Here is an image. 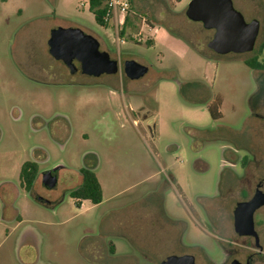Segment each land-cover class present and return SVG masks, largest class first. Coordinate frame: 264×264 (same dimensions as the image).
<instances>
[{"label":"rangeland","instance_id":"1","mask_svg":"<svg viewBox=\"0 0 264 264\" xmlns=\"http://www.w3.org/2000/svg\"><path fill=\"white\" fill-rule=\"evenodd\" d=\"M190 1L132 0L123 35V15L101 26L89 0L0 4V170H9L0 181H16L26 160L37 158L41 169L31 192L9 188L20 211L29 207L9 238L0 225V264H160L186 254L198 264L245 260L254 244L233 230L232 210L264 177V68L245 64H264V0H233L261 28L253 51L223 56L207 46L214 31L187 17ZM70 25L93 32L120 69L134 59L148 72L134 80L120 70L73 76L90 87L37 80L57 62L48 54L51 30ZM214 98L218 119L209 112ZM87 154L104 200L79 206L69 190L81 184ZM226 159L234 171L223 170ZM59 166L56 187L46 188L41 173ZM35 197L61 202L47 208ZM24 227L29 242L20 246ZM223 247L231 251L225 260ZM253 264H264V255Z\"/></svg>","mask_w":264,"mask_h":264},{"label":"water","instance_id":"2","mask_svg":"<svg viewBox=\"0 0 264 264\" xmlns=\"http://www.w3.org/2000/svg\"><path fill=\"white\" fill-rule=\"evenodd\" d=\"M187 17L202 22L205 29L214 30L208 47L218 54L246 53L254 49L260 30V21H247L244 15L235 8L233 0H191L186 9ZM50 52L56 59H62L71 66L72 58L82 62L83 71L88 74H113L119 70L118 60L112 59L108 51H100L99 40L81 28L58 27L52 31L49 40ZM124 71L130 79H139L148 72V66L134 59L124 62ZM152 119L149 120V123ZM150 129L155 124L149 125ZM43 172L42 183L46 188H54L58 176L53 171ZM44 202H48L47 200ZM264 204V195L257 194L249 201L238 203L234 212L235 231L241 236L253 235L256 245L260 246L259 236L254 228V212ZM160 264H198L190 254L169 256ZM230 264H250L233 259Z\"/></svg>","mask_w":264,"mask_h":264},{"label":"flooded vegetation","instance_id":"3","mask_svg":"<svg viewBox=\"0 0 264 264\" xmlns=\"http://www.w3.org/2000/svg\"><path fill=\"white\" fill-rule=\"evenodd\" d=\"M7 2H8V0H0V4L1 5H4V4H7ZM234 4V3H233ZM54 13L53 14H55V17H56V15H57V13H56V11H53ZM17 13L19 14V15H21L22 13H23V10L22 9H19L18 11H17ZM253 19H256V18H253ZM253 19H251V20H253ZM251 20H248V21H251ZM260 21V20H259ZM124 22H125V20H124ZM124 22L122 23V25L124 24ZM200 23H202V22H200ZM202 25H203V23H202ZM204 26V25H203ZM58 27H66V28H68V27H73V28H81V27H79V26H75V25H70V26H56L55 28H53L52 30H51V32H50V35H49V39H48V43H47V48H48V54H49V56L51 57V58H53L54 60H56L57 62L56 63H59L58 65L55 63V65H52V66H50L49 67V69H44V70H42L41 72H39V73H35V75H34V78H36L37 80H40V81H42V82H44V83H46V84H67V83H71V84H74V85H81V86H87V87H90L91 86V82H86V81H75V80H73V76L74 75H77V74H79V75H81V76H83V77H93V78H99V77H101L102 75H104V74H107V75H115V74H117V73H119L120 71H121V73H122V75H125V76H127L126 74H125V71H124V62H123V67H122V69H120L121 68V65H120V63H119V61H118V63H119V70L116 72V73H113V74H108V73H101V74H99V75H94V74H88V73H85L84 71H83V67H82V62L78 59V58H76V57H74V58H72V60H71V66H69L66 62H64L62 59H56L52 54H51V52H50V45H49V40H50V38H51V35H52V31L54 30V29H57ZM260 28H261V22H260ZM82 29V28H81ZM85 33H87V34H91V35H93L94 37H96L98 40H99V38L93 33V32H91V31H86V30H84V29H82ZM214 31V30H213ZM260 31V30H259ZM259 35V34H258ZM258 38V37H257ZM257 41V40H256ZM99 42H100V40H99ZM256 45V44H255ZM207 46H208V44H207ZM255 48V47H254ZM99 49H100V51H107V49H101V43H100V47H99ZM254 50V49H253ZM252 50V51H253ZM213 51V50H212ZM251 52V51H250ZM216 53V52H215ZM231 53H233V52H231ZM246 53H248V52H246ZM216 54H218V53H216ZM227 54H230V53H227ZM234 54H245V53H234ZM219 55H226V54H219ZM111 56V55H110ZM112 59H116V58H114V57H111ZM117 60V59H116ZM248 60H251V59H247V60H245V64L246 65H248L247 64V61ZM249 66V65H248ZM250 67V66H249ZM252 68V67H251ZM253 69V68H252ZM129 78V77H128ZM130 79V78H129ZM112 83V82H111ZM115 94V93H114ZM218 100L216 99V98H214L212 101H211V103H210V105L211 104H213L214 102H217ZM138 115L139 113L137 112V113H135V115ZM2 137V133H1V131H0V138ZM89 154H87L86 156H85V166L83 167V168H94V166L92 165L93 164V162H92V159H90V161H87L88 160V158H87V156H88ZM93 158L94 157H96V152H91V154H90ZM245 159H246V164L248 163V160L250 159V157L249 156H245ZM29 161H33V162H35L36 164H37V166H38V168H37V170H38V174L40 173V171H41V169L39 168V161H38V159L36 158V159H30V160H26V161H24V162H22L21 163V166H20V172H21V168L23 167V165L26 163V162H29ZM228 160L226 159L225 160V162H224V167H223V170H230V171H232L234 168H232L233 167V165H235L236 163H231V162H227ZM227 162V163H226ZM83 168H81V170H80V173H81V175H82V169ZM232 169V170H231ZM2 170V169H1ZM50 170H52V169H50ZM46 171H49V170H46ZM46 171H43V172H46ZM58 171V170H57ZM57 171H53V173L54 174H57ZM234 171V170H233ZM43 172L41 173V182H42V174H43ZM235 175H239L238 174V172H237V174H235ZM38 176V175H37ZM58 176V175H57ZM19 177H20V173H19ZM21 180V179H20ZM37 180V179H36ZM36 180H35V182H36ZM43 184V183H42ZM21 185H22V183H21ZM34 185H35V183H34ZM34 185H33V187H32V189L31 190H27L25 187H24V185H22L23 186V188H24V190L25 191H27V192H31L32 190H33V188H34ZM44 185V184H43ZM45 186V185H44ZM46 187V186H45ZM55 188V187H54ZM70 190H72V189H70ZM69 190V191H70ZM244 192L243 193H245V195H246V192H245V190H243ZM257 194H260V195H264V177L263 178H261V179H259L258 180V182L256 183V187H255V190H254V193H253V195L249 198V199H243V200H238V201H236V204H235V206H234V208H233V210H232V218H233V230L235 231V227H234V212H235V209H236V207H237V205H238V203H240V202H243V201H249V200H251L255 195H257ZM34 200L37 202V203H39V204H41V205H43V206H45V207H47V208H53V207H55L57 204H59L60 202H61V200H52V199H48V198H42V197H35L34 198ZM48 201V202H44V201ZM262 209H264V204H262L260 207H258L256 210H255V212H254V217H253V220H254V228H255V230L257 231V233H258V236H259V243H260V246H257L256 245V238H255V236H253V235H247V236H241V235H239L236 231H235V233L238 235V236H240V237H247V238H249V239H251V241H252V243L254 244L252 247H251V251H248L247 253H246V257H245V260L244 261H241V262H243V263H246L247 261H249L250 262V264H253L254 263V260L257 258V257H260V256H263L264 255V241H263V235H262V228H261V224L259 223L260 221H259V218H257L256 219V213L257 212H260V211H262ZM261 213V212H260ZM260 213H259V215H260ZM5 216H6V214H5V210H4V214H3V216L1 217V219H3V218H5ZM259 217V216H258ZM223 250H224V260H225V258H226V256L228 255V254H230V252L231 251H226V248L225 247H223ZM233 259H236V258H233ZM232 259V260H233ZM223 260V261H224ZM231 260V261H232ZM239 260V259H238ZM230 261V262H231ZM230 262H229V264H230ZM222 263V262H221ZM221 263H218V264H221Z\"/></svg>","mask_w":264,"mask_h":264},{"label":"trees","instance_id":"4","mask_svg":"<svg viewBox=\"0 0 264 264\" xmlns=\"http://www.w3.org/2000/svg\"><path fill=\"white\" fill-rule=\"evenodd\" d=\"M89 9L94 13L95 20L98 24L104 27H109L110 20H105L106 15V6L103 0H89ZM129 17H125L124 26L120 32L121 35L124 34L127 25H129ZM247 64L252 67L253 69H263L264 64L257 61V58H252L251 60L247 61ZM221 102L217 101L214 102L209 106V112L214 119H218L222 117V112L220 110ZM38 166L35 162L29 161L26 162L23 167L21 168L20 172V179L22 185L27 190H31L35 180L37 179L38 175ZM69 194L72 198L82 200L88 199L94 204L101 203L103 200V191L101 183L94 172L93 168H83L82 169V182L81 184L69 191Z\"/></svg>","mask_w":264,"mask_h":264},{"label":"crops","instance_id":"5","mask_svg":"<svg viewBox=\"0 0 264 264\" xmlns=\"http://www.w3.org/2000/svg\"><path fill=\"white\" fill-rule=\"evenodd\" d=\"M149 27L154 29V33L158 32V29L156 27H154V26H149ZM151 40L152 41H150V43L153 42V39H151ZM142 108H144V107H142ZM150 119H152L153 124H155V126L153 128V129H155L157 127L156 126L157 125L156 115ZM149 120L147 121V124L153 125V124L149 123ZM96 156H98V155L96 154ZM7 171H9V170H3V169L0 170V175L1 176L6 175ZM19 173H20V169H19L16 181H14V179H9V178L3 179V177L1 178V181H0V207H2L5 210V214H6L5 218L0 220V225H2V224L5 225L4 233H5L6 238H9L11 233L13 231H15L17 229V227L22 225V223L24 222L25 212L27 211L26 208L29 207L28 202H24V205L22 207L24 209L23 210L24 212L20 211V208L18 207L17 203L14 201L15 199H14L13 195H11L12 191L9 189V188L14 187L17 189L21 188L24 190L23 186L21 185ZM102 191H103V188H102ZM103 197H104V192H103ZM11 199H12V201H11ZM76 200L78 201V199H76ZM103 200H104V198H103ZM84 201H88V202L92 203L88 199H82V200H79V206H83ZM98 204H100V203H98ZM10 225L12 226V228H10ZM29 232H30L29 227H24L23 230L18 235L17 243H19L20 246H23L29 242V236H30ZM120 239H123L122 236L118 237V239L116 241H113V240L110 241V243L112 242V244H113L111 246V249H113L115 247V245L117 247L118 244H120V241L117 242Z\"/></svg>","mask_w":264,"mask_h":264},{"label":"built area","instance_id":"6","mask_svg":"<svg viewBox=\"0 0 264 264\" xmlns=\"http://www.w3.org/2000/svg\"><path fill=\"white\" fill-rule=\"evenodd\" d=\"M106 6V15L105 20H111L112 17H116L119 15H123L121 24L124 22L125 17L129 13L131 8L132 0H103ZM136 41H143L142 33H138L135 35Z\"/></svg>","mask_w":264,"mask_h":264}]
</instances>
